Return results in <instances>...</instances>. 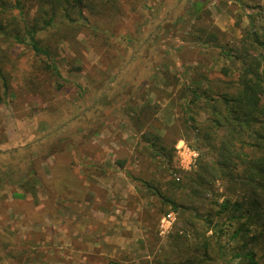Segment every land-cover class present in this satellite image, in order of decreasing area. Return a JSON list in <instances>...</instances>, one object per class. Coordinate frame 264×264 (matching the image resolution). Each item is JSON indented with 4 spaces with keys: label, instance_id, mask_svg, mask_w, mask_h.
Returning a JSON list of instances; mask_svg holds the SVG:
<instances>
[{
    "label": "rangeland",
    "instance_id": "rangeland-1",
    "mask_svg": "<svg viewBox=\"0 0 264 264\" xmlns=\"http://www.w3.org/2000/svg\"><path fill=\"white\" fill-rule=\"evenodd\" d=\"M76 1L72 17L60 11L54 26L38 32L47 55L10 41L1 62L9 89L0 77V264H70L68 258L176 264L200 257L184 218L189 213L165 216L169 206L133 179L144 178L179 200L181 183L194 177L204 152L193 131L190 140L173 145L181 131L171 127L181 124L180 104L164 102L162 89L144 91L166 65L179 76L196 73L198 65L210 77L219 75L224 63L218 50L192 43L191 33L216 27L224 42L241 40L246 0H211L199 20L187 15L195 0H119L113 7ZM249 1L260 11L259 26L264 0ZM21 5L19 17L32 23L37 6ZM146 99L153 106L138 122L132 117ZM148 130L172 138L173 169L154 170L141 153ZM32 173L37 181L31 178L30 192L21 185ZM216 189L225 193L221 182ZM225 228L223 252L213 253L208 264H226L234 253L233 228ZM176 233L194 246L172 242Z\"/></svg>",
    "mask_w": 264,
    "mask_h": 264
},
{
    "label": "trees",
    "instance_id": "trees-1",
    "mask_svg": "<svg viewBox=\"0 0 264 264\" xmlns=\"http://www.w3.org/2000/svg\"><path fill=\"white\" fill-rule=\"evenodd\" d=\"M12 1L0 0V67L10 41L28 44L37 54L47 55L49 51L40 46L38 32L54 26L60 11L61 16L68 18L75 10V0H25L37 6L36 16L27 24L22 16L19 17L24 11L21 0H14L15 4L11 5ZM88 1L94 3L97 0ZM118 1L102 0L105 6L112 7L117 6ZM210 1L195 0L187 15L190 18L198 16L199 20ZM256 6L249 0L243 3L248 23L241 27V40L235 43L224 42L216 27L202 26L191 33L189 41L192 43L213 45L218 50L224 63L219 75L210 77L208 70L198 71L201 67L198 65L196 73L188 75L180 71L183 75L179 76L166 65L164 71L157 69L154 72L151 79L154 85L144 91L152 95L162 89L164 102L175 99L180 104L183 111L181 126L171 127L181 131L173 145L178 139L190 140L193 131L204 150L194 177L181 183L179 200L165 196L144 178H133L137 184L152 191L162 205L169 206L168 210L162 209L165 216L170 211L181 217L189 213L184 218L193 231L196 245L187 244L189 237L183 236L184 233L173 235L172 242L194 246L201 255L176 264H208L212 261L213 253L223 252L220 240L227 225L233 228L230 239L236 246L226 264H264V21L256 25V16L260 13L253 11ZM16 9H19L18 14L13 13ZM51 66L58 72L55 65ZM1 70L0 77L7 92L9 83ZM150 106H153L150 99H146L132 118L144 121V113ZM204 116V122H201ZM137 131H140L138 127ZM142 134L141 153H147L145 156L154 170L173 169L172 138L152 130ZM62 146L57 145L60 150ZM33 175L29 174L21 185L30 192L34 187L31 178L34 183L37 181ZM218 182L225 187V193L217 191ZM209 231L213 234L206 235Z\"/></svg>",
    "mask_w": 264,
    "mask_h": 264
},
{
    "label": "crops",
    "instance_id": "crops-1",
    "mask_svg": "<svg viewBox=\"0 0 264 264\" xmlns=\"http://www.w3.org/2000/svg\"><path fill=\"white\" fill-rule=\"evenodd\" d=\"M68 262H70V264H88V260L86 258H68Z\"/></svg>",
    "mask_w": 264,
    "mask_h": 264
}]
</instances>
